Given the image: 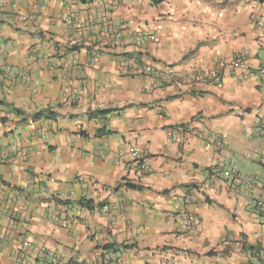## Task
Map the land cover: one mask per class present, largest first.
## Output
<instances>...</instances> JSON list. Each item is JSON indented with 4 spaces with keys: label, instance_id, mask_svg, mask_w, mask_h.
Returning a JSON list of instances; mask_svg holds the SVG:
<instances>
[{
    "label": "crops",
    "instance_id": "obj_1",
    "mask_svg": "<svg viewBox=\"0 0 264 264\" xmlns=\"http://www.w3.org/2000/svg\"><path fill=\"white\" fill-rule=\"evenodd\" d=\"M262 68L264 0H0V264H264Z\"/></svg>",
    "mask_w": 264,
    "mask_h": 264
},
{
    "label": "built area",
    "instance_id": "obj_2",
    "mask_svg": "<svg viewBox=\"0 0 264 264\" xmlns=\"http://www.w3.org/2000/svg\"><path fill=\"white\" fill-rule=\"evenodd\" d=\"M247 56L246 54H239L236 56H233V66L235 68H243L247 69ZM13 75V74H12ZM157 75L155 76V78ZM259 77L261 83L264 85V68H262L259 72ZM212 82L219 83L220 79L216 75H212L211 78ZM257 130L261 133H264V124L259 125L257 127ZM186 136H192L195 137L197 133L193 130L187 129L184 133ZM175 139V137H174ZM206 149L214 152L215 154L218 153L222 148L223 144L218 143L217 141H209L205 144ZM134 161L136 163L137 169L139 172L147 170L148 168V157L146 154L143 153H136ZM261 175L263 176V179L260 178H254V179H245L241 180L243 183V186L247 192L248 202L253 205L254 210L258 213L260 218H263L264 220V160L262 159L261 162ZM223 177L226 179H231L233 182H238V177L235 173H224ZM183 229H190L193 226L197 224V220L194 216L188 215L187 217H183Z\"/></svg>",
    "mask_w": 264,
    "mask_h": 264
},
{
    "label": "trees",
    "instance_id": "obj_3",
    "mask_svg": "<svg viewBox=\"0 0 264 264\" xmlns=\"http://www.w3.org/2000/svg\"><path fill=\"white\" fill-rule=\"evenodd\" d=\"M81 2H83V3H85V0H81ZM18 113V112H17ZM41 118H44V119H51V117L50 116H44V114L43 113H41V112H39V113H36V114H34L33 115V117H32V120L33 121H36V120H39V119H41ZM100 132V131H99ZM79 205H81V206H85V207H89L90 206V202H88V201H80L79 202ZM105 248H108V247H105ZM109 248H112L111 246L109 247ZM253 249V248H252ZM259 250H258V248H257V252H258Z\"/></svg>",
    "mask_w": 264,
    "mask_h": 264
}]
</instances>
